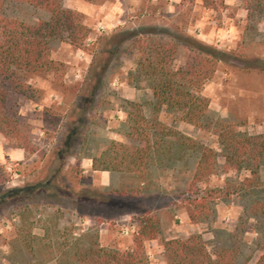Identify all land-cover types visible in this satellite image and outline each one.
<instances>
[{
  "label": "rangeland",
  "instance_id": "obj_1",
  "mask_svg": "<svg viewBox=\"0 0 264 264\" xmlns=\"http://www.w3.org/2000/svg\"><path fill=\"white\" fill-rule=\"evenodd\" d=\"M180 2L120 0L110 15L90 19L82 14L91 29L87 51L66 43L53 45L52 59L64 65L59 76L33 78L38 99L21 103L31 125L32 151L21 162L0 163V264H10L11 241L23 221L39 234L42 220L52 215L62 226L75 224L78 232L93 227L102 245L122 250L133 246L141 219L154 214L166 239L200 233L210 249L240 242L237 264H254L264 252V163L259 183L245 188L250 171L225 168L215 133L167 112L161 115L164 123L219 154L218 171L198 186L201 195L214 194L215 212L202 223L190 219L185 202L193 195L190 182L197 164L191 151L183 159L154 168L144 183L114 171L109 188L81 166L85 156L101 158L109 142H128L123 134L127 120L123 100L144 102L152 97L150 90L136 89L128 80L137 66V50L127 44L117 46L118 35L140 28L156 27L181 39L178 65L190 53L185 46L189 37L222 51L214 77L202 89L210 99L209 117L239 123L238 130L248 134L264 133V17L256 15L248 23L245 0H226L227 8L219 11L195 7L191 13L176 7ZM8 12L29 22L40 17L25 4L11 5ZM45 106L60 113L58 128L42 120ZM146 247L149 253L147 243ZM149 257L154 264L165 260L164 251Z\"/></svg>",
  "mask_w": 264,
  "mask_h": 264
},
{
  "label": "trees",
  "instance_id": "obj_2",
  "mask_svg": "<svg viewBox=\"0 0 264 264\" xmlns=\"http://www.w3.org/2000/svg\"><path fill=\"white\" fill-rule=\"evenodd\" d=\"M84 1L98 4L104 0ZM14 4L30 6L40 17L29 22L11 16L8 9ZM176 7L191 13L195 7L219 11L227 4L226 0H181ZM245 7L248 23L256 15L264 17V0H245ZM90 33L82 13L67 8L64 0H0V133L26 154L34 145L31 125L21 112V103L38 99V90L31 80L50 74L59 76L64 65L52 59L53 45L66 43L87 51ZM116 38L117 46L127 44L138 52L137 66L129 72V83L136 89L150 90L152 97L144 102L123 100L127 113L123 134L128 142H109L101 158H93V169L118 171L144 183L154 168L183 159L191 151L197 164L190 182L193 195L185 202L190 219L205 222L215 212L214 194L201 195L198 186L218 171L219 154L164 123L162 113L217 134L225 168L250 171L251 176L244 180L245 188L259 183L264 133L248 134L238 130L239 123L209 117L210 99L202 89L214 77L223 56L216 47L189 37L185 46L190 53L185 63L178 65L182 41L174 34L149 27L126 31ZM42 120L58 128L61 115L45 106ZM42 221L39 234L25 221L18 227L11 241L10 264H150L146 243L154 239L160 240L167 264H237L241 249L240 242L210 249L200 233L166 239L160 218L154 214L141 219L133 246L124 250L102 245L93 227L78 232L75 224L60 225L55 215ZM235 231L239 233L241 228ZM254 264H264V252Z\"/></svg>",
  "mask_w": 264,
  "mask_h": 264
},
{
  "label": "crops",
  "instance_id": "obj_3",
  "mask_svg": "<svg viewBox=\"0 0 264 264\" xmlns=\"http://www.w3.org/2000/svg\"><path fill=\"white\" fill-rule=\"evenodd\" d=\"M120 0H114L112 2H105L103 4H94L89 3L84 0H64V5L67 8L77 10L88 18H95L100 16L102 13H107L110 15L111 7L117 8ZM109 13V14H108ZM70 46L69 44H66ZM7 139L2 133H0V163L5 164L7 162H21L26 159V151L23 148L8 146ZM82 168L86 172L92 171L96 174V181L98 184L105 188H109L113 184V173L110 171L94 170L93 169V158L91 156H85L82 158L81 162ZM176 238V237H172ZM148 249L150 250L149 254L153 252H159L163 255V247L160 244L158 239L151 240L147 242ZM150 264H154L151 262ZM162 264H166L165 260H162Z\"/></svg>",
  "mask_w": 264,
  "mask_h": 264
},
{
  "label": "built area",
  "instance_id": "obj_4",
  "mask_svg": "<svg viewBox=\"0 0 264 264\" xmlns=\"http://www.w3.org/2000/svg\"><path fill=\"white\" fill-rule=\"evenodd\" d=\"M12 168H13L12 166H8V167H7L8 170H12ZM125 233L128 234V233H129V230L127 229V230L125 231Z\"/></svg>",
  "mask_w": 264,
  "mask_h": 264
}]
</instances>
